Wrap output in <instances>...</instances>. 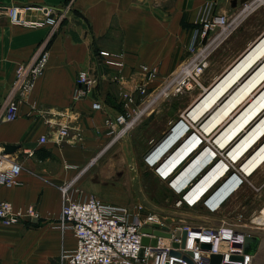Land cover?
<instances>
[{
    "label": "crops",
    "instance_id": "crops-1",
    "mask_svg": "<svg viewBox=\"0 0 264 264\" xmlns=\"http://www.w3.org/2000/svg\"><path fill=\"white\" fill-rule=\"evenodd\" d=\"M14 3L51 5L63 9L64 16L52 31L47 24L23 26L0 14V111L17 65L27 61L45 37L49 50L44 71L20 101L17 117L0 119V147L5 142L18 143L10 154L22 164L19 182L0 184V197L11 201L14 209L26 211L32 205L35 211L12 223L0 221V264H68L61 260V251L73 250L76 241L71 225L62 228L59 223L63 197L59 185L75 178L74 186L80 192L72 191L74 198L97 192L114 165L132 164L129 151L134 149V139L144 136L146 144L160 140V127L150 129L160 116L159 84L188 54L187 44L200 17L209 13L236 17V26L208 61V65H227L234 55L231 45L245 46L229 69L264 37V0H0L3 5ZM99 49L117 52L125 65H103L106 75L116 73L117 80L104 77L85 95L73 98L78 71L98 73ZM140 63L155 67L157 74L147 78ZM138 85L145 86L146 92L141 93ZM120 88L133 93V102L123 104ZM155 89L157 108L145 109L124 146L108 149L107 118L149 104ZM94 101L100 103L99 108H92ZM61 122L70 130L56 141L51 132ZM41 134H46L45 141H39Z\"/></svg>",
    "mask_w": 264,
    "mask_h": 264
},
{
    "label": "built area",
    "instance_id": "built-area-1",
    "mask_svg": "<svg viewBox=\"0 0 264 264\" xmlns=\"http://www.w3.org/2000/svg\"><path fill=\"white\" fill-rule=\"evenodd\" d=\"M28 11L36 14L28 16ZM0 14H6L12 23L35 27L47 24L51 30L58 26L64 16L63 9L51 5L39 4H0ZM236 17L227 13H209L200 17V26L188 41L189 55L179 64L174 76L167 85H173L172 92H178L183 86L191 85V78L195 79L208 64V57L212 51L227 37L236 26ZM48 38L41 40L31 57L19 63L15 75L5 97L4 107L0 111V119L13 120L18 115L20 101L28 94L35 80L43 73L49 50ZM98 73L91 74L80 69L76 76L73 98L85 95L92 87L97 86L105 77L117 80V74L106 75L103 65H125L124 61L111 51L99 49ZM139 67L152 77L156 68L145 63ZM141 93L146 88L136 86ZM123 104L133 102V93L120 88ZM98 101L92 102V108H99ZM142 110H139L140 112ZM62 114V111H56ZM132 112L125 109L114 117H108L107 133L110 134L106 146H110L132 126L134 122ZM70 126L58 123L55 132H51L56 141H61L68 134ZM46 134L39 136V141H45ZM32 154V150H27ZM97 158L95 155L91 163ZM146 159V156H145ZM22 169L19 159L10 153L3 152L0 147V184L14 185L19 182L18 175ZM158 169V167H156ZM159 175L160 172L156 171ZM162 178H165L164 176ZM169 181V186L178 193L176 204L195 206L199 202L209 212L217 211L224 199H212L213 192L206 191L203 195L191 200L182 188H175ZM75 178L59 185L62 192V205L59 223L62 228L70 224L75 236V248L71 251H61V260L68 264H211L212 253H219V264H253L255 255L245 250V239L249 231L243 230L222 220L219 224L166 222L160 213L146 209L141 203L133 206L117 205L103 200L94 193H87L82 198H74L72 191L80 192L74 186ZM35 215L34 207L27 206L26 211L14 209L11 201L0 197V221L8 224L18 221L22 215ZM154 223H157L155 225ZM143 228H149L144 231ZM170 233L157 234L154 231ZM185 231L184 240L182 233ZM178 232V234H177ZM147 236L148 242L142 243V237ZM174 243H177L175 245ZM183 243V244H182ZM208 243L209 248L202 246ZM173 249L177 253H171Z\"/></svg>",
    "mask_w": 264,
    "mask_h": 264
},
{
    "label": "rangeland",
    "instance_id": "rangeland-1",
    "mask_svg": "<svg viewBox=\"0 0 264 264\" xmlns=\"http://www.w3.org/2000/svg\"><path fill=\"white\" fill-rule=\"evenodd\" d=\"M245 48V46L232 44L230 49L234 55L230 61L225 63L227 65L207 64L195 79L191 78V85L183 86L178 92H172L173 85H167V83L181 65H176L172 71L163 76L158 90L160 116L155 118L150 125V129L153 131L160 127L161 141L159 139L152 140L146 144L143 142L144 136L134 139V149L131 151L132 153L129 151L133 157L132 164L114 165V171L109 173L107 178H103L99 190L97 192L90 191V193L95 192L94 194L100 198L105 197V199L102 198L103 200L117 205L133 206L141 203L146 209L160 213L168 223L219 224L225 220L240 229L257 232L261 241L254 263L264 264V223L254 220V217L264 216V163L256 164L257 166L255 165L256 167L254 166L255 168L251 170H257V172L249 177L253 171L251 173L249 171L248 176H245L239 171L238 163L220 161V158L214 155V151L208 148V144L199 145V138L202 135L195 125L187 122L184 114L185 110L207 90L205 88L210 86L213 79L226 70L228 65ZM111 52L120 57L117 52ZM188 55L189 52L186 57ZM156 74L157 71L153 76ZM155 91L156 89L152 92L154 98L150 97L149 104H142L132 111L135 118L132 126L123 136L110 144L108 149L112 146H124L129 131L133 129V126L135 127L134 124L138 118L144 115L145 109H148L149 112L157 108ZM139 110L142 111L138 112ZM243 116L247 115L240 113L235 120L243 119ZM263 117L264 115L259 118V121ZM251 118L243 120V127ZM249 127L246 129L251 130ZM239 128L240 126H237L236 135L242 131V128ZM249 138H246L244 143H247ZM263 143L255 144V148L250 151V154H256ZM227 149L230 151V148ZM156 167L160 168V172L172 176V179L178 177L175 184H179V188L182 189H191L195 183L204 178L198 189L192 191V195L197 196L199 193H204L212 185L213 188L218 189L212 199L217 201L224 199L222 206L215 212H209L202 202L195 206L177 205L178 193L169 186V178H162L156 172ZM121 169L123 170L121 171Z\"/></svg>",
    "mask_w": 264,
    "mask_h": 264
},
{
    "label": "bare ground",
    "instance_id": "bare-ground-1",
    "mask_svg": "<svg viewBox=\"0 0 264 264\" xmlns=\"http://www.w3.org/2000/svg\"><path fill=\"white\" fill-rule=\"evenodd\" d=\"M240 113L247 116L236 121L235 118ZM184 114L187 122L195 125L202 135L201 139L199 138V145L208 144V148L214 151V155L220 158V161L238 163L239 171L245 176L253 171L252 168L264 163V117L259 121V118L264 115V37L247 50L227 72L217 78L215 83L185 110ZM248 117L252 118L243 127V122ZM235 124L242 128L239 135H236ZM248 126L251 130L246 129ZM246 138H249V141L244 143ZM257 143L260 145L263 143V145L259 147L256 154L251 155L250 151ZM227 148H230V151ZM156 170L160 172V168ZM255 172L257 170H254L249 177ZM160 176L169 178L168 183L172 180L171 184L179 189V184H175L178 177L172 179V176L162 171ZM203 179L195 183L191 189L183 188L184 192L188 191L189 199L193 200L206 191H212L213 195L216 193L218 189L211 185V188L209 187L204 193L192 195V191L198 189ZM254 220L264 223V216L254 217Z\"/></svg>",
    "mask_w": 264,
    "mask_h": 264
},
{
    "label": "water",
    "instance_id": "water-1",
    "mask_svg": "<svg viewBox=\"0 0 264 264\" xmlns=\"http://www.w3.org/2000/svg\"><path fill=\"white\" fill-rule=\"evenodd\" d=\"M241 1L244 2L246 0H241ZM2 147H3V152L11 153L19 147V144L18 143L5 142V143H2ZM154 224L157 225V223H154ZM143 230L149 231L150 229L149 228H143ZM154 232L157 234H164V235L170 234V233L160 232V230H155ZM177 234H178V232H177ZM184 237H185V231H183V233H182L183 240H184ZM260 241H261V238L257 232L253 233V232L249 231V234L246 235V239H245V250L256 254ZM147 242H148V237L143 236L142 237V243L145 244ZM174 244L177 245V243H174ZM202 246L205 248H209L208 243H202ZM170 252L171 253H177L173 249H171ZM220 259H221V255L219 253H212L211 257H210V263L211 264H219Z\"/></svg>",
    "mask_w": 264,
    "mask_h": 264
}]
</instances>
